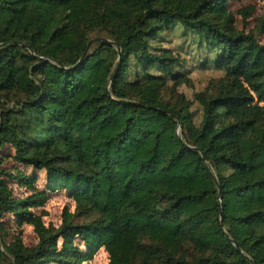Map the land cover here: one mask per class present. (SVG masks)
Returning <instances> with one entry per match:
<instances>
[{
	"label": "trees",
	"instance_id": "trees-1",
	"mask_svg": "<svg viewBox=\"0 0 264 264\" xmlns=\"http://www.w3.org/2000/svg\"><path fill=\"white\" fill-rule=\"evenodd\" d=\"M231 1L0 0V148L75 207L44 227L46 190L0 156V238L11 216L38 239L0 264H264V43ZM177 24L223 73L197 122L179 60L151 46Z\"/></svg>",
	"mask_w": 264,
	"mask_h": 264
},
{
	"label": "rangeland",
	"instance_id": "rangeland-1",
	"mask_svg": "<svg viewBox=\"0 0 264 264\" xmlns=\"http://www.w3.org/2000/svg\"><path fill=\"white\" fill-rule=\"evenodd\" d=\"M249 11V16L243 18L242 10ZM229 11L235 18V26L238 32L252 34L258 41L264 43V0H233L229 3ZM151 46L154 52L168 50L169 54L177 58L180 66L174 71L186 74L187 82L179 85L176 90L182 93L186 99L192 102L191 111L196 115L195 121L199 120L200 108L194 101L196 94L209 89L210 83L223 77L221 71L215 70L210 64L203 68L201 64L213 59V54L207 52L205 46L198 45V37L191 32H184L180 25H175L170 30L160 34ZM172 83L169 82V86ZM211 90V89H209ZM168 90L165 92L167 96ZM6 107L11 104H6ZM13 151L8 148H0V156L2 157V168L6 171L16 174L19 170L28 176L36 178V190H46V174L44 171H35L31 167L21 166L15 163L12 159ZM14 195L22 197L30 193H25L24 188H20L17 184L10 183L9 185ZM47 192L46 203L39 208L31 211L39 216L44 227L57 229L62 222L63 212H74V203L67 197V194L62 191ZM82 217H76L75 223L83 222ZM3 230L6 233L5 237L0 238V248L5 244L8 247L19 249L30 248L38 242L37 235L32 226L23 224L20 227L15 226L11 216L4 218ZM108 254L103 250H99L94 258L84 264H107ZM3 264H12V258L7 255Z\"/></svg>",
	"mask_w": 264,
	"mask_h": 264
},
{
	"label": "water",
	"instance_id": "water-1",
	"mask_svg": "<svg viewBox=\"0 0 264 264\" xmlns=\"http://www.w3.org/2000/svg\"><path fill=\"white\" fill-rule=\"evenodd\" d=\"M98 40H100V39H98ZM102 42H105V43H111L110 41H108V40H101ZM119 51V54H120V50H118ZM180 134V130H179V127H178V129H177V135H179Z\"/></svg>",
	"mask_w": 264,
	"mask_h": 264
}]
</instances>
